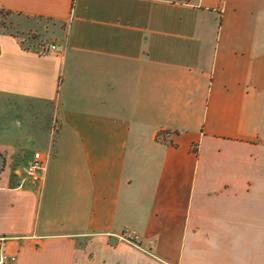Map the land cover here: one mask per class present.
I'll return each instance as SVG.
<instances>
[{"label": "crops", "instance_id": "1", "mask_svg": "<svg viewBox=\"0 0 264 264\" xmlns=\"http://www.w3.org/2000/svg\"><path fill=\"white\" fill-rule=\"evenodd\" d=\"M0 10L6 264H264V0Z\"/></svg>", "mask_w": 264, "mask_h": 264}, {"label": "built area", "instance_id": "2", "mask_svg": "<svg viewBox=\"0 0 264 264\" xmlns=\"http://www.w3.org/2000/svg\"><path fill=\"white\" fill-rule=\"evenodd\" d=\"M55 51H56V46L54 44L46 43L45 45L39 47L37 53L39 55H45ZM43 164H44V159L42 155L39 152L34 153L26 169L27 176L31 180V182L37 183L41 181L42 172L44 169ZM13 261L14 258H7L6 256L0 257V264H6L7 262H13Z\"/></svg>", "mask_w": 264, "mask_h": 264}, {"label": "rangeland", "instance_id": "3", "mask_svg": "<svg viewBox=\"0 0 264 264\" xmlns=\"http://www.w3.org/2000/svg\"><path fill=\"white\" fill-rule=\"evenodd\" d=\"M16 21H19V19L16 18L14 15H10V14H1L0 15V22H1V24L4 25L2 27V29H4L6 31L5 33H7V34H10V32L15 31L19 35V28H17V25L15 24ZM44 22L45 21H42L41 23L44 24ZM35 23H37V22H35ZM50 25H52V22L47 23V26H50ZM32 37L34 40L38 41L40 46L45 45V42L40 37H38L37 35L33 34Z\"/></svg>", "mask_w": 264, "mask_h": 264}, {"label": "trees", "instance_id": "4", "mask_svg": "<svg viewBox=\"0 0 264 264\" xmlns=\"http://www.w3.org/2000/svg\"><path fill=\"white\" fill-rule=\"evenodd\" d=\"M1 14H10V13H9V12H5V11H3V10H0V15H1ZM10 15H11V14H10ZM3 26H4V25L1 24V22H0V32H1V33H5V32H6L4 29H2ZM10 34L13 35V36H15V37H18V34H17L15 31L10 32ZM29 40L32 41V40H33V37L30 36V37H29Z\"/></svg>", "mask_w": 264, "mask_h": 264}]
</instances>
